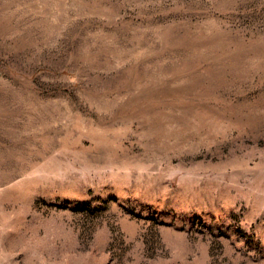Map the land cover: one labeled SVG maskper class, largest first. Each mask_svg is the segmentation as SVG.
Wrapping results in <instances>:
<instances>
[{"label":"rangeland","instance_id":"1","mask_svg":"<svg viewBox=\"0 0 264 264\" xmlns=\"http://www.w3.org/2000/svg\"><path fill=\"white\" fill-rule=\"evenodd\" d=\"M0 264H264V0H0Z\"/></svg>","mask_w":264,"mask_h":264}]
</instances>
